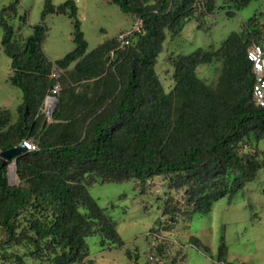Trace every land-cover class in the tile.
I'll use <instances>...</instances> for the list:
<instances>
[{
    "label": "trees",
    "instance_id": "trees-1",
    "mask_svg": "<svg viewBox=\"0 0 264 264\" xmlns=\"http://www.w3.org/2000/svg\"><path fill=\"white\" fill-rule=\"evenodd\" d=\"M252 1L223 0L237 10ZM110 2L133 24L143 21L128 45L121 46L119 35L129 29L89 50L74 0L61 5L47 0L41 22L27 36L9 21L19 16V0L0 11L1 45L13 69L9 82L23 93L16 121L0 109V152L29 139L39 146L12 158L19 178L14 186L7 178L9 161L0 158L3 262L27 264L30 256L51 264H83L94 235L102 245L123 249L112 216L89 193L96 183L133 181L146 193L155 178H165L169 189L181 194L176 202L169 191L160 206V218L172 227L208 214L215 201L233 198L264 170V107L254 102L255 73L247 56L253 44L264 49V25L257 16L218 48L170 55L173 85L166 91L156 65L168 34L178 36L191 19L214 15L218 0ZM49 15L68 16L74 27L75 48L55 61L43 50ZM202 65L220 66L216 81L199 76ZM53 70L60 71L58 79ZM57 82L61 89L49 122L42 109ZM159 243V264H169ZM191 243L208 252L198 238ZM14 247L28 251L10 252ZM126 254L132 257L129 250ZM225 255L222 243L218 261Z\"/></svg>",
    "mask_w": 264,
    "mask_h": 264
},
{
    "label": "rangeland",
    "instance_id": "rangeland-1",
    "mask_svg": "<svg viewBox=\"0 0 264 264\" xmlns=\"http://www.w3.org/2000/svg\"><path fill=\"white\" fill-rule=\"evenodd\" d=\"M15 1L17 0H0V11ZM46 1L19 0V16L9 20L16 33H23L25 36L33 33L34 26L42 20ZM51 1L55 5H61L67 0ZM74 1L78 6L81 30L89 44V50L133 25L131 17L121 12L110 0ZM224 4L231 5L228 10L234 12L233 15L230 16L227 14L228 10L221 9ZM235 7L234 3L218 0L214 15L204 17L201 22L191 19L178 36L168 34L156 65L166 91L173 85V71L168 59L170 55H188L198 48H218L231 34L240 33L244 24L254 16H257V22L262 28L264 0L252 1L239 10ZM45 22L49 31L43 43L44 53L52 61L61 59L75 48L72 20L65 15H49ZM200 24L202 27H199ZM2 36L0 26V109L8 110L14 122L17 120L18 107L23 101V93L9 82L13 72L12 62L2 49ZM262 43L264 46V41ZM219 67L202 65L199 67V76L214 82L218 78ZM261 148H264V143ZM15 164V160L9 161L7 171V178L12 186L19 183L17 169L14 167L15 171L11 172V167ZM155 179L146 193L133 181L96 183L89 188L90 195L99 206L107 209L112 216L125 246L120 249L108 243L102 245L101 237L94 235L88 239L90 254L83 264H159L160 240L164 243L162 249L168 256L169 264H264V170H260L257 177L233 198L226 196L215 201L208 214H194L189 222L180 220L172 227L165 223V218H160V206L169 197V191L176 202L181 201V194L170 190L165 178ZM192 237L198 238L208 248V252L193 246ZM222 243L226 246V255L224 262H219L217 254ZM128 250L132 257L126 254ZM27 251L24 247L10 250L20 255ZM152 253L155 255L154 259L150 258ZM25 260L27 264H51L47 260L30 256ZM0 264L18 263L3 262L0 257Z\"/></svg>",
    "mask_w": 264,
    "mask_h": 264
},
{
    "label": "built area",
    "instance_id": "built-area-1",
    "mask_svg": "<svg viewBox=\"0 0 264 264\" xmlns=\"http://www.w3.org/2000/svg\"><path fill=\"white\" fill-rule=\"evenodd\" d=\"M143 28V21L139 19L133 26L126 32L119 35V41L121 46L128 45L130 43L131 36L136 32H141ZM113 55V53H112ZM249 61L253 64L255 73V83L253 87L254 102L256 105L264 107V49L261 45L253 44L247 52ZM51 76L58 79L60 77L59 70H53ZM61 86L57 82L51 89L50 94L46 96L42 112L45 115L47 121H52V112H54L57 105V95L60 92ZM50 111V112H49ZM27 152L38 151L39 146L36 144L34 139L24 140L22 142ZM151 259L155 258L152 253Z\"/></svg>",
    "mask_w": 264,
    "mask_h": 264
},
{
    "label": "water",
    "instance_id": "water-1",
    "mask_svg": "<svg viewBox=\"0 0 264 264\" xmlns=\"http://www.w3.org/2000/svg\"><path fill=\"white\" fill-rule=\"evenodd\" d=\"M25 153H27V149H26L25 145L23 143H21L20 145L13 147L10 150L2 151L0 153V158L3 161H11L12 158H15L16 156L22 155ZM14 167L17 169V164H15Z\"/></svg>",
    "mask_w": 264,
    "mask_h": 264
},
{
    "label": "bare ground",
    "instance_id": "bare-ground-1",
    "mask_svg": "<svg viewBox=\"0 0 264 264\" xmlns=\"http://www.w3.org/2000/svg\"><path fill=\"white\" fill-rule=\"evenodd\" d=\"M15 171L14 166L11 167V172L13 173Z\"/></svg>",
    "mask_w": 264,
    "mask_h": 264
},
{
    "label": "crops",
    "instance_id": "crops-1",
    "mask_svg": "<svg viewBox=\"0 0 264 264\" xmlns=\"http://www.w3.org/2000/svg\"><path fill=\"white\" fill-rule=\"evenodd\" d=\"M128 29H130V28H128ZM128 29H127V30H128ZM12 71H13V69H12Z\"/></svg>",
    "mask_w": 264,
    "mask_h": 264
}]
</instances>
